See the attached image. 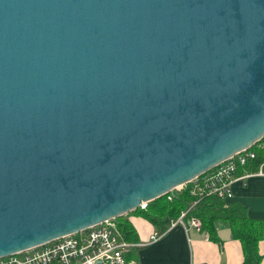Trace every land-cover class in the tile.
Here are the masks:
<instances>
[{
	"label": "water",
	"instance_id": "water-1",
	"mask_svg": "<svg viewBox=\"0 0 264 264\" xmlns=\"http://www.w3.org/2000/svg\"><path fill=\"white\" fill-rule=\"evenodd\" d=\"M263 136L264 0H0V259Z\"/></svg>",
	"mask_w": 264,
	"mask_h": 264
},
{
	"label": "crops",
	"instance_id": "crops-1",
	"mask_svg": "<svg viewBox=\"0 0 264 264\" xmlns=\"http://www.w3.org/2000/svg\"><path fill=\"white\" fill-rule=\"evenodd\" d=\"M260 161H249L237 167L235 180L231 183L230 202H237L246 209L250 219L264 220V152ZM248 174L247 176H244ZM132 229L137 246L131 248L126 258L133 264H241L243 257L240 244L232 238L230 229L215 223L211 237L190 226L174 225L154 241L151 234L157 232L146 220L127 214L123 217ZM264 264V233L257 244Z\"/></svg>",
	"mask_w": 264,
	"mask_h": 264
},
{
	"label": "built area",
	"instance_id": "built-area-1",
	"mask_svg": "<svg viewBox=\"0 0 264 264\" xmlns=\"http://www.w3.org/2000/svg\"><path fill=\"white\" fill-rule=\"evenodd\" d=\"M257 151H264V136L248 149L220 162L190 182V193L198 198L216 197L224 202L229 201L232 197L230 186L236 179L237 167H244L247 162L254 160ZM169 194L172 195V192ZM187 212H181L176 220L170 221L167 229L174 225L183 226ZM187 223L197 230L200 228L197 219L189 218ZM164 232L151 234L149 240L158 239ZM136 246V243L126 241L117 222L110 220L86 231L0 259V264H133L126 254Z\"/></svg>",
	"mask_w": 264,
	"mask_h": 264
},
{
	"label": "trees",
	"instance_id": "trees-1",
	"mask_svg": "<svg viewBox=\"0 0 264 264\" xmlns=\"http://www.w3.org/2000/svg\"><path fill=\"white\" fill-rule=\"evenodd\" d=\"M264 152V151H263ZM260 151L255 154L254 161H260ZM162 197L148 202L143 210H135L134 214L155 227L158 233L164 232L170 221L176 220L179 214L196 202L188 210L185 220L197 219L199 230L209 237L213 235L215 223H220L230 229L232 238L237 240L241 247V264H259L261 257L258 254L257 244L264 233V220L250 219L246 209L237 202H224L216 197H202L190 193V183L182 186L180 192H174L170 201L159 202ZM117 227L126 241L136 243V237L129 224L123 217L117 218Z\"/></svg>",
	"mask_w": 264,
	"mask_h": 264
},
{
	"label": "rangeland",
	"instance_id": "rangeland-1",
	"mask_svg": "<svg viewBox=\"0 0 264 264\" xmlns=\"http://www.w3.org/2000/svg\"><path fill=\"white\" fill-rule=\"evenodd\" d=\"M181 188H182V187H177V189H176V188L173 189V191H172V195H173L174 192H176V193H177V192H180ZM172 195L169 194V193L164 194V197H163V199H162L163 201H161V199H160L159 202H164V201L168 202V201H170L171 198H172ZM192 204H193V203H192ZM192 204H191V205H192ZM191 205L188 206L187 209H186L185 211L190 210ZM193 206H194V205H192V207H193ZM143 209H144V208H139L138 210H143ZM185 211H183V212H185ZM115 221L117 222V219H116Z\"/></svg>",
	"mask_w": 264,
	"mask_h": 264
},
{
	"label": "bare ground",
	"instance_id": "bare-ground-1",
	"mask_svg": "<svg viewBox=\"0 0 264 264\" xmlns=\"http://www.w3.org/2000/svg\"><path fill=\"white\" fill-rule=\"evenodd\" d=\"M200 175H201V174H200ZM200 175H199V176H200ZM197 177H198V176H197ZM197 177H196V178H197ZM196 178H195V179H196ZM189 183H190V182H189ZM185 184H186V183H185ZM185 184H183V185H185ZM183 185H181V186H178V187H182Z\"/></svg>",
	"mask_w": 264,
	"mask_h": 264
}]
</instances>
